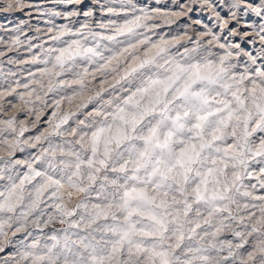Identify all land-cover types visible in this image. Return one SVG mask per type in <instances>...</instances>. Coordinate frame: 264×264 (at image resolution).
Wrapping results in <instances>:
<instances>
[{
    "label": "snow or ice",
    "instance_id": "obj_1",
    "mask_svg": "<svg viewBox=\"0 0 264 264\" xmlns=\"http://www.w3.org/2000/svg\"><path fill=\"white\" fill-rule=\"evenodd\" d=\"M58 3L68 23L29 41L43 67L17 93L35 120H0V264H264V195L246 183L264 189V46L153 39L150 21L183 13L141 0ZM37 102L51 118L22 139Z\"/></svg>",
    "mask_w": 264,
    "mask_h": 264
},
{
    "label": "rangeland",
    "instance_id": "obj_2",
    "mask_svg": "<svg viewBox=\"0 0 264 264\" xmlns=\"http://www.w3.org/2000/svg\"><path fill=\"white\" fill-rule=\"evenodd\" d=\"M5 2L6 0H0V6L4 5ZM234 3L236 0H141V6L160 8L162 13H183L171 17V22H167L164 17L150 21V23L154 22L160 25L154 30L157 35H153V39H157L158 35H164L165 38L170 39L172 36L186 33L187 37H191L193 41L207 42L211 36H203L202 34L211 32L220 36V43L239 44L244 52L255 56L258 50L264 46V41H261L257 35L260 27L264 25V13L257 15L248 6L251 4L253 8L261 7L264 5V0H239L238 7H233ZM21 4L23 7L11 11H4L0 7V38H2L0 40V53H2L0 55V92H3L9 85L16 89L11 95L6 94L4 99L0 100V106L4 108L3 111H0V120L8 119L13 115H16L18 120H35V115L31 112V105L28 109L20 111L21 101L17 95V93L26 91L22 87L25 83H28L30 88L38 87L31 84V81L39 77L38 68L43 67V65L31 63L32 56L40 54L41 50L39 47H32L29 51V41L32 45L43 44L44 48L52 46L53 42L49 39L51 33H47V29L51 27L48 21L54 20L57 26L68 23V21L60 17L50 18L49 11H69L72 8L71 5L58 3V0H21ZM233 14H235V18H233ZM81 19L83 18L81 17ZM225 22H227L228 27L222 29L221 25ZM18 28L22 31H17ZM37 28L41 31L37 32ZM230 30L238 33V35H229ZM16 36H19L22 41L20 45L12 43V39ZM243 59H247V57H243ZM257 63L259 64L261 61L258 60ZM30 73H36V77ZM17 82L21 87H17ZM53 96V93H49L44 98L51 104ZM8 101H11V104ZM36 108L43 109V106L37 102ZM90 108L91 106L85 111L90 110ZM53 110L51 107L43 109L40 122L35 127L29 124L30 131L25 133V137L22 139L36 135L37 129L46 128V121L51 118ZM26 154V152L17 153V158L22 159ZM246 183L257 184L256 194L264 195V189L259 188L256 179H251ZM57 227L60 225L57 224ZM221 239H231V236L225 233ZM249 239L252 240L251 237ZM245 247L250 249L251 246L246 245ZM9 251L11 249H6L5 253L0 255H7ZM223 254L226 255V253Z\"/></svg>",
    "mask_w": 264,
    "mask_h": 264
}]
</instances>
